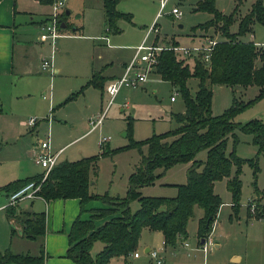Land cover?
Listing matches in <instances>:
<instances>
[{
  "label": "trees",
  "instance_id": "16d2710c",
  "mask_svg": "<svg viewBox=\"0 0 264 264\" xmlns=\"http://www.w3.org/2000/svg\"><path fill=\"white\" fill-rule=\"evenodd\" d=\"M35 1L42 5H50L53 2ZM118 2L119 0H100L108 33L120 31L116 25L117 20L130 21V14L116 10ZM65 11L58 15L60 31L63 30L60 23L65 25L64 28L71 27L66 21L68 14ZM191 11L211 15L208 20L196 24L191 29L205 30L219 22L224 40H218L214 44L206 65L194 60L190 67L187 62L176 58L169 50H162L157 55L153 72L160 80L167 81L176 89L183 103V111L169 114L168 119L175 123L174 128L158 134L153 133L142 140L129 138L125 146L111 151L114 153L125 148H134L140 155V164L128 176L123 197L89 191L90 172L94 173L97 159L109 154L101 148L97 155L74 161L60 160L42 182L39 175H35L12 180L0 186V194L9 195L29 181L40 183L37 191L40 198L45 201L77 199L79 214L83 211L85 203L90 200H100L111 205L91 210L85 219L77 215L71 222L66 234L67 247L64 256L74 264H107L113 257H126L135 250L143 228L159 231L163 246L172 247L177 239L186 237V225L192 218L195 208L201 210L195 231L199 243L210 232L221 203L213 192L214 182L226 179L225 189L230 195V207L232 213L236 214L240 205V174L244 163L252 170L251 187L254 195L264 196V190H259L255 182L258 171L256 157L241 159L233 151L228 154L224 151L227 138L231 137L234 142L233 130L238 129L252 136L256 156L264 155V122L260 119H250L243 124L233 121L234 116L264 96V51L256 49L250 41L238 39L250 32L254 23H264V4L262 0H255L250 10L238 19L233 33H230L228 28L233 23L234 9L223 14L215 7L214 0H195ZM170 44L176 42L171 41ZM255 60L259 62L257 67L254 66ZM189 79L196 81L192 93L189 92L187 83ZM212 85L242 88L254 85L257 92L247 101L233 98L231 105L222 114L212 115L210 110ZM86 86H92L101 92L104 87L103 78L98 72H93L81 88ZM76 93L71 94L66 100ZM129 123L130 121L127 125ZM126 133L130 135L128 131ZM142 146L145 147L144 154L141 152ZM200 150L205 151L203 160L195 159L196 153ZM180 163H189V166L185 171V182L174 185L176 191L173 196L140 195L141 187L151 185L162 172ZM155 169H160V172L153 173ZM133 199L137 201L138 207L131 212L128 205ZM4 215L10 222V235L17 232L13 223L18 227L20 234L29 240L43 234L45 222L43 212L15 211L14 207L5 206ZM107 215L109 217L102 224L95 225L94 220ZM247 215L250 217L248 212ZM263 216L264 205L256 211L254 218ZM95 242H99L100 247L91 255L90 250ZM44 257L42 248H39L36 255L17 254L5 249L0 251V264H45Z\"/></svg>",
  "mask_w": 264,
  "mask_h": 264
},
{
  "label": "rangeland",
  "instance_id": "374dc122",
  "mask_svg": "<svg viewBox=\"0 0 264 264\" xmlns=\"http://www.w3.org/2000/svg\"><path fill=\"white\" fill-rule=\"evenodd\" d=\"M69 1L73 6L79 7V0ZM244 1L216 0V5L224 10L225 13H228L232 7V3L235 2L232 8L234 9V23L250 10L251 4L255 0H252L246 11L243 10V7L248 2ZM192 2L193 0H168L162 10L157 15H154L157 13L158 0H120L117 10L130 13L131 22L121 19V21L116 23L121 28V32L115 35H108L110 36L108 44L111 45H108V56L111 58H119L122 61H126L127 64L134 53L135 47L142 40L146 29L153 22L156 23L158 33H151L148 36L146 44H149L153 40V37L156 38L154 44L166 45L175 40L174 36L177 37V35L174 34L184 36L189 32V27L204 22L210 16L205 12H192L190 9ZM173 7H177L181 11L179 19L171 15L170 11ZM83 14L82 21H84V28L87 29L86 31L84 30V33H95L97 30V18L95 19L97 11L93 8L84 9ZM178 25H181V28H178ZM220 25L221 23L218 22L205 30L200 28L191 29V33L188 36L194 38L196 36L209 35L217 40H224L219 28ZM230 26L228 31L230 33L235 32L230 31V28L233 30V27ZM251 31L240 36L241 39H238L243 41L252 37L253 41L263 44L254 45V47L264 51V23H254ZM61 42L62 46L68 50V56L61 58V62H58L63 69L61 70L62 72L60 75L51 73L50 76L42 75L39 72L43 77L40 78L41 81L37 87L39 85L41 87L36 93L27 97L26 103H22L18 98L16 103L22 104L20 106L21 108L17 110L4 108L8 106L7 100L9 98L5 95V89L2 92L0 90V100L3 99L2 101H5L2 106L0 105V170L3 172L2 177H5L1 180L0 185H3L2 183L4 181L5 184L14 180L11 178L24 179L34 176L35 173H41V168L39 166V168L35 167L30 158L35 149H37L36 139L42 138L47 134L49 144L51 143L54 149L70 142L61 149L59 159L62 160L74 161L83 157L97 155L100 152V148L109 152V154H104L97 159L94 173L90 172V175L93 176V190L96 194L106 193L109 196L123 197L128 176L140 164V155L134 148H125L114 153H111V151L115 148L125 146L129 138L142 140L153 133L158 134L174 128L175 123L168 119L169 112L181 111L183 108L182 100L176 92V89H173L168 83L161 81L152 71V74L147 76L145 83L149 82L144 84V89L120 91L111 103L107 105L108 97L103 89L100 92L92 86L81 88L85 83L79 77L75 76L76 74H81L82 67L86 68V63H82V58L85 53L83 43L77 41L69 42L67 39H62ZM58 47H60L59 42L56 44V52ZM56 52L53 51L52 54V70ZM44 53L43 56L49 54L48 48ZM183 61L186 62L185 60ZM187 63L190 67L193 65L191 61ZM258 64L259 62L255 60L254 66L257 67ZM192 80L188 82L190 93L195 89V80ZM79 89L80 91H78ZM211 91V114L219 115L231 105L233 98L240 101L252 99L256 94V87L251 85V87L244 90L242 88L240 89V86L228 87L224 85H212ZM73 93L76 94L66 100ZM170 96L175 99L174 102L169 101ZM99 115H102L99 124L90 130L91 125L89 121L96 119ZM29 118H33L36 121L35 124H38V126L34 128L28 127L26 121ZM47 118L49 120L45 121ZM250 119H260L264 122V96L234 116L233 121L243 124ZM128 121H130L129 125H127ZM127 131L130 137L127 135ZM123 133L125 134L124 136H122ZM233 134L235 140L233 142L231 137L227 138L224 150L225 154L233 151L241 159H254L256 157L258 171L256 172L255 182L257 187L264 189V155L260 154L256 156V147L252 142V136L250 134L243 133L238 129H234ZM102 137L108 140L99 145V140ZM141 152L143 154L145 153L144 146L141 147ZM204 156L205 151L200 150L196 153L195 159L203 160ZM187 165V163H180L171 166L162 172L151 185H147L145 190L166 196L173 195L175 193L174 187H158L157 183L158 181L184 183V172ZM21 167L25 172L14 176L15 173L19 172ZM231 169L233 172L234 167ZM251 171L247 163L241 166V189L239 197L241 205L247 204L252 191ZM158 172H160V169L153 171V173ZM7 178L9 181L5 180ZM145 190L139 189L140 195H143L146 192ZM214 192L221 202H228L230 200V196L225 189L224 179L215 183ZM3 195L6 196L7 202V195ZM3 195L0 194V197H3ZM91 201L97 202L100 205L99 209L111 206L100 200ZM252 201L255 208L259 210L264 205V196L257 194ZM27 202H29L28 199L21 200L12 207L17 211L16 207L18 205L21 206V204L24 205ZM128 206L132 212L137 209L138 203L133 199L129 202ZM196 210L195 217L187 223L186 227L189 248H194L195 246L193 234L196 229L197 220L201 215L200 210L198 208ZM83 211L78 214L79 217L83 215ZM243 211L244 209L238 207L237 212L240 214V218L235 219L234 216L237 215V212L234 215L231 207H220L218 211L220 213L217 214L213 225H222V230L217 229L213 235V237H216L214 238L215 240H219L220 247L208 248L207 253L204 254L203 262L202 254H200V264H261V260L264 259V253H261L258 247L259 245L257 244L259 243L258 238L261 236L259 232L262 226H264V222H262L264 220L254 219L251 224L245 225L244 218L241 216ZM218 232H221V234L218 235ZM147 234L148 231L146 230L140 231V241L144 240ZM148 238H150V242H153L154 247L157 245L161 246L157 234H150ZM38 246V249L43 248L42 243H38ZM99 247L100 243L95 242L90 250V254L93 255ZM233 251L242 255V262L233 263L229 259V255ZM182 252H179V254ZM139 254L140 257L138 259L129 258V254L124 258L114 257L107 264H124L123 262H127L126 264H148L144 262L145 254L140 251ZM186 258L187 256L182 258L183 264H189L190 259L188 258L187 260ZM166 263H172L169 257H166Z\"/></svg>",
  "mask_w": 264,
  "mask_h": 264
},
{
  "label": "crops",
  "instance_id": "0c3cea01",
  "mask_svg": "<svg viewBox=\"0 0 264 264\" xmlns=\"http://www.w3.org/2000/svg\"><path fill=\"white\" fill-rule=\"evenodd\" d=\"M194 1L195 0H193L191 4V8L193 7ZM246 1L248 3L243 7L244 11L248 9V7L250 6L252 2V0H245L244 2ZM118 3L115 6L116 10L118 9L117 8ZM262 3L264 4V0H262ZM214 4L217 10H219L223 14H227L224 12V10L220 9L218 5H216V0H214ZM234 4L235 2L232 3L231 9L233 8ZM64 5H65L64 10L68 11L66 21L71 25V27L63 28V30L60 31L61 36L55 40L54 51L56 52V44H58V42H59L60 47L57 48V52L55 54L52 73H55L56 75H60V73L62 72L61 70H63L62 67H60V65L58 64V62H61V58H66L68 56V50L62 46V42H61L62 39H67L69 40V42H72V41H77L80 43L82 42L85 48V53L82 58V63H86V68L82 67L81 74L75 75L79 77L81 81L85 83L93 72H98L100 74V76L103 78V85L109 80H112L118 77L122 72L124 64H126V61H122L119 58L109 57L107 53V49L109 48V46H111L110 44H108V39L110 37L108 35H115V34L120 33L121 28L117 26L120 30L118 33H108L107 32V27L104 24V17H103V11L101 8L100 0H85V1L79 0V7L73 6L69 0H66ZM92 8L97 11V15L95 16V19L97 18V30L93 34H90V33L87 34V33H84V30L86 31L87 29L84 28V21H82L83 20L82 16H84L83 14L84 9H92ZM117 11L120 12L119 10ZM49 12H50V5H42V4H39L35 0H0V90L2 92V90L5 89L6 91L5 95L7 98H9L7 100L8 106L4 108L16 109V110L21 108L20 106L22 104L16 103L18 98L22 101V103H26L27 97L30 96L31 94L36 93L40 89L41 86L39 85L37 87V85L41 81L40 78L43 76H41L39 72H41L42 75H47V76L49 75L45 72H42L39 69V63H38L40 58L45 54L44 52L47 50V48L48 50H50L49 45L47 44L46 36L42 34L41 32H39V26L46 19ZM121 13H127V12H121ZM194 13H197V12H194ZM154 15H156V13ZM210 17L211 15L209 16V18ZM119 21H121V19L117 20L116 23H118ZM129 22H131V17H130ZM236 23L237 21L231 24L230 27H233V30H231L230 28L231 32L236 30ZM252 26H251V30H252ZM191 27H189V32L186 33L184 36L179 35V34H174V35H177V37L174 36V39H175L174 41L176 43L182 42L181 44H186L192 40H196L198 36L194 38L191 36H188L189 33H191ZM239 39L241 38L239 37ZM243 41H250L254 45H263L261 43H257L253 41L252 37H249V39L243 40ZM190 80L192 79H189L187 83ZM164 82L168 83L167 81H164ZM147 83H143L141 86L137 88H123L120 91H124V90L133 91V90H137L141 88L144 89L145 88L144 84H147ZM195 84H196V81H194V87H195ZM248 87H251V85L244 87V88L240 87V89L242 88L246 90ZM256 92H257V88H256ZM2 100H0L1 106L3 105V102H5ZM169 101L174 102L175 99L174 98L173 100L169 99ZM182 111H183V108L181 109V111H178V112L170 111L169 114L179 113ZM36 126H38V124L37 125L35 124V126L31 128H34ZM68 143L64 144L63 146L57 149H54L51 143L49 145H50L51 150H58V149H63V147L66 146ZM35 153H36V149L33 152L30 159L33 165L35 167H38V165L34 162ZM59 160H62V159H59ZM187 164L188 165L186 169L189 166V163ZM23 172H25V170H23L21 167L19 172L15 173L14 176L23 174ZM2 174L3 172H1L0 170V184L2 182L1 180L5 178V177H2ZM38 174L39 173H35V175H38ZM15 178H11V179L16 180ZM90 178H91V183H90L89 191L95 193L93 190V186H94V182L92 181L93 176L90 175ZM5 180H8V178ZM4 182L2 184H4ZM216 182L213 183V192H214V185ZM176 184H180V183H168L165 181L164 182L158 181L157 183L158 187L172 186L174 187V189H175L174 185ZM146 187L147 186H143L140 189L145 190ZM257 188L259 190H264L263 188L262 189H260L259 187ZM156 194H157L156 192L151 193V192L146 191L143 194V196H166L160 193H158L157 195ZM173 195H170V196H173ZM254 196L255 195L253 191H251V194L249 195V200L250 199L253 200ZM5 205H6V196L3 195V197H0V251L1 252L4 251L5 249H9L11 252L17 253V254L29 253V254L34 255V254H37L39 250L38 243L39 244L42 243L43 254L45 256L44 257L45 264H74L71 260L66 258L64 254H65V250L67 247L66 234L69 230L71 222L79 214V203L77 199H55V200L45 201L39 197V198H33L29 200V202L25 203L24 205L23 204H21V206L18 205L16 207L17 211L26 210V211H32L35 213H39V212L44 213L45 222H44L43 234L40 235L37 239H33V240H29L25 238L24 236L20 234L19 231H17L15 234H12V235L9 234V223L10 222L6 220L5 215H4ZM99 206L100 205L95 201H91V202L88 201L84 205V209H83L84 213L80 218L82 219L87 218L88 215L90 214V211L99 209ZM221 206H228V208H230V200L228 202H221L219 204L216 215H215V219H216L217 214L220 213V212L218 213V211ZM239 207L241 209H244L243 214L241 215L242 218H244L243 220L244 224L245 225L251 224L255 218L249 217L247 215L246 207L244 204L242 205L240 204ZM196 209L197 208L194 209V214L192 218L188 220V222L195 217V211H197ZM108 217L109 215L94 220L95 225L98 226L102 224ZM234 218L239 219L240 214L237 212V215L234 216ZM256 220L262 221L264 220V216ZM214 221L211 225V230L209 232V235L213 241L212 247L218 248L220 247L219 240H215L214 238L216 237H213V235L217 229L222 230V225L216 224L215 226H213ZM13 226H16V224L13 223ZM144 230L148 231V234L146 235V238H144V240L142 241H140V234H139L137 245L135 248V251L138 254L137 257H133L132 255H129V258L138 259L140 257V254H139V251H140L141 253L145 254L144 262L150 264L147 251L149 249L156 248V249H160L161 251L160 253L164 257L165 261H166V257H169V260L172 262L171 264H183L182 258H185L186 256H187L186 258L187 260L188 258L190 259L189 264H200V254H202V262L204 261L203 259L205 257L204 254L207 253L208 249L205 252H202L201 250L198 249V247H196L198 242L195 237V232L193 234L195 246L194 248H191V247L189 248L187 229H186V234H187L186 237L183 239H177L176 244L172 247L163 246L162 236L159 231H152V230L143 228L141 232ZM259 233L261 236L258 238L259 243L257 245H259L258 247L261 253H264V226H262V229L260 230ZM150 234L158 235V238L160 240L159 244H161V246L159 245L157 246L155 245L156 247L153 246V242H150V238H148ZM217 234L219 235L221 234V232H218ZM29 242H31V244H29ZM184 243H186V245H184ZM181 251L183 252L179 254V252ZM118 258H122V257L119 256ZM229 259L233 263H240L242 262V255L240 253H236L233 251L230 253ZM109 260H112V258ZM123 263L126 264L127 262L126 263L123 262ZM261 264H264V259L261 260Z\"/></svg>",
  "mask_w": 264,
  "mask_h": 264
},
{
  "label": "built area",
  "instance_id": "2783aa9c",
  "mask_svg": "<svg viewBox=\"0 0 264 264\" xmlns=\"http://www.w3.org/2000/svg\"><path fill=\"white\" fill-rule=\"evenodd\" d=\"M66 0H53L50 4V12L47 15L46 19L40 24L39 32L44 34L47 38V44L49 45V54L47 56H42L39 60V69L42 72H45L49 75L52 73V54L54 51L55 40L61 36L58 15L64 10V4ZM168 0H158V12L166 5ZM171 15L174 18L179 19L181 16V11L177 7L171 8ZM151 33H158L156 23L153 22L145 31V34L140 41V43L135 47L134 53L129 60V62L122 69L121 74L108 81L103 90L107 94V105L111 103L114 96L123 88H137L146 82L147 76L152 74L154 70V64L156 63V57L162 50H169L173 55L181 60L186 62L198 60L202 64L206 65L209 62L210 54L214 44L218 41L216 38H213L209 35H204L197 37L196 40H192L189 43L181 44H166V45H157L154 44V38L149 43L146 44L148 36ZM155 36V35H154ZM139 65H142L139 67ZM170 100H173V97H169ZM99 115L96 119L89 121L91 125L90 130H92L101 120ZM49 118L45 119L48 121ZM36 121L33 118H29L26 121L28 127L34 126ZM107 138H100L99 145L104 143ZM36 153L34 156V162L41 168V173L39 174L40 182H42L46 176L49 174L51 169L60 161L59 154L61 149L51 150L49 145L48 135L45 134L42 138L36 139ZM40 183H35L34 181H29L24 184L22 187L16 191L7 195V202L5 206L16 205L19 201L25 199L39 198L37 191L39 189ZM248 214L250 217L254 218V215L258 209L255 208L253 201L250 199L245 205ZM259 219V218H257ZM186 245V243H184ZM213 246V241L209 233L203 238V241L197 243L199 250L205 252L208 248ZM160 249H149L147 255L150 261V264H167L164 257L160 253ZM129 255L137 257V252L133 251Z\"/></svg>",
  "mask_w": 264,
  "mask_h": 264
},
{
  "label": "water",
  "instance_id": "95a60500",
  "mask_svg": "<svg viewBox=\"0 0 264 264\" xmlns=\"http://www.w3.org/2000/svg\"><path fill=\"white\" fill-rule=\"evenodd\" d=\"M65 13L68 14V11L66 10ZM64 26H65V25H64L63 23H60V27H61V28H64ZM178 27L180 28L181 25H178ZM72 29H74V28H72ZM124 135H125V134L123 133L122 136H124ZM13 227L16 229V231H19L18 227H16V226H13ZM19 232H20V231H19ZM202 241H203V239L200 240V243H201Z\"/></svg>",
  "mask_w": 264,
  "mask_h": 264
}]
</instances>
